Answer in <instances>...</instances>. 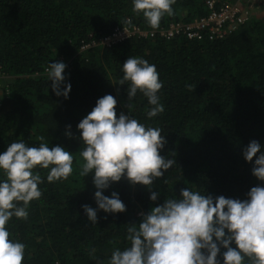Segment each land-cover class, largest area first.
I'll list each match as a JSON object with an SVG mask.
<instances>
[{"label":"trees","instance_id":"trees-1","mask_svg":"<svg viewBox=\"0 0 264 264\" xmlns=\"http://www.w3.org/2000/svg\"><path fill=\"white\" fill-rule=\"evenodd\" d=\"M172 7L160 28L206 13L204 0H176ZM133 24L151 29L131 0H0V70L8 90L0 95V153L15 140L38 145L43 136L50 147L60 145L74 156L66 180L49 183L47 170H40L41 198L30 203L27 220L9 222L12 235L27 246L24 264H99L113 248L126 246L129 224L139 223L164 197L190 187L244 199L260 183L242 150L252 140L264 144V16H252L223 38L194 40L181 32L166 39L155 33L101 43L116 27ZM85 44L91 46L82 49ZM131 56L154 64L163 82L159 95L165 110L157 117H146V98L138 93L129 102L127 85L117 84L120 66ZM52 62L66 64L67 99L54 95L47 81ZM107 94L117 100V116L129 113L164 130L167 144L160 154L176 165L154 181L156 202L146 186L124 178L112 183L103 194L117 192L126 210L98 211L95 225L81 207H96V189L91 173L80 175L77 124Z\"/></svg>","mask_w":264,"mask_h":264},{"label":"clouds","instance_id":"clouds-1","mask_svg":"<svg viewBox=\"0 0 264 264\" xmlns=\"http://www.w3.org/2000/svg\"><path fill=\"white\" fill-rule=\"evenodd\" d=\"M131 3L133 11L157 30L165 15H173L176 0ZM65 69L64 62H52L46 73L53 94L67 99L71 84L65 83ZM120 72L117 84L127 85L129 102L139 93L147 100L148 119L164 112L159 95L163 82L154 64L131 56ZM116 104L113 95H104L77 124L83 145L80 175L91 173L96 189V207H81L95 225L98 211L116 214L126 210L117 192L103 194L112 183L124 178L130 184L146 186L149 200L156 202L160 193L151 190L154 181L176 165L175 159L160 154L167 144L164 130L141 123L129 113L117 116ZM38 140V145L15 140L0 153V264H24L27 246L12 235L8 225L12 218L27 220L30 203L41 198L40 170H47L49 183L66 180L74 171L72 153L60 145L50 147L43 136ZM242 156L252 164L251 174L260 182L244 199L213 197L185 187L178 196L164 197L162 203L141 214L139 223L129 224L126 246L113 248L99 264H264V144L250 141Z\"/></svg>","mask_w":264,"mask_h":264},{"label":"built area","instance_id":"built-area-1","mask_svg":"<svg viewBox=\"0 0 264 264\" xmlns=\"http://www.w3.org/2000/svg\"><path fill=\"white\" fill-rule=\"evenodd\" d=\"M204 5L206 13L189 22H173L158 31L141 28L136 24L122 25L103 37L101 43L110 46L133 36L152 37L155 33L166 39H171L181 32L194 40H201L204 36L210 39L223 38L244 26L252 16H256L264 7V0H204ZM94 44L93 42L91 45ZM91 45L85 44L82 49ZM4 77L0 70V95L8 92L4 90Z\"/></svg>","mask_w":264,"mask_h":264},{"label":"rangeland","instance_id":"rangeland-1","mask_svg":"<svg viewBox=\"0 0 264 264\" xmlns=\"http://www.w3.org/2000/svg\"><path fill=\"white\" fill-rule=\"evenodd\" d=\"M256 16L260 17V16H264V7H262V9H260L258 11V14L256 13Z\"/></svg>","mask_w":264,"mask_h":264}]
</instances>
